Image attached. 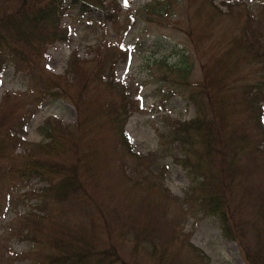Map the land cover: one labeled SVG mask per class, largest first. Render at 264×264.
<instances>
[{
  "label": "rangeland",
  "instance_id": "1",
  "mask_svg": "<svg viewBox=\"0 0 264 264\" xmlns=\"http://www.w3.org/2000/svg\"><path fill=\"white\" fill-rule=\"evenodd\" d=\"M104 7L114 16L107 18L98 10H91L79 21L70 16L72 13L63 16L61 25L70 26L67 39L48 46L35 76L75 98L68 64L77 58L88 71L97 70L100 54L103 57L105 48L114 46L108 52L111 56L115 53L112 85L117 89L116 84L124 83L134 103L124 127L133 154L120 141L118 127L105 123L104 104L121 97L108 84L112 60L101 61L106 66V78L97 77L89 86L88 96H101L103 100L99 107H88L91 113L99 112L92 119L89 111L79 116L76 101H70L61 91L46 96L41 106H36L39 101L35 98L38 90L32 91L34 79L10 66L0 78V107L17 108L18 113H25L26 120L18 135L21 143L1 166L9 159L21 164L31 146L44 141L41 127L46 120L76 126L87 115V136L80 147L81 154L94 151L87 165L92 167L95 181L86 176L89 193L83 196L85 202L75 196L49 202V217L43 220L45 233L52 234L51 230L58 228H87L91 221L102 223L104 217L96 208L102 202L105 212L114 206L127 222L145 221L153 228L152 239L138 245L135 253L130 225L125 228V238L112 240L124 261L131 262L136 256L138 264H247L238 244L223 235L219 220L190 206L201 178L189 172V164L185 167L180 163L185 161L184 150L168 136L174 120L187 122L195 117L188 95L197 89L204 69L215 78L222 75L235 80L224 94L228 112L233 111L231 120L252 128L253 140L264 143L254 123L258 109L252 106L255 114H251L246 109L248 101L241 98L257 77H264V50L257 62L249 55L243 59V52L233 50L240 35L264 41V0H127V5L125 0H106ZM124 50L127 59L122 55L117 58V53ZM224 55L227 57L222 59ZM178 67H185L186 72ZM6 96L8 105L3 104ZM260 106L264 119V102ZM6 132L5 126L0 127V137ZM181 158L183 161H177ZM189 159L194 162L195 156ZM240 160L249 170L240 173L243 178L247 172L245 182L262 179L264 183V159H251L242 153ZM42 186L43 182L32 179L27 184L15 183L12 188L5 175L0 178V264H37L34 259L39 254L50 252L44 235L40 242L19 238L30 205L35 202L26 192ZM8 187L14 192V201ZM148 234L151 238V231ZM100 237L105 244L107 234ZM52 239L53 235L49 241Z\"/></svg>",
  "mask_w": 264,
  "mask_h": 264
},
{
  "label": "trees",
  "instance_id": "2",
  "mask_svg": "<svg viewBox=\"0 0 264 264\" xmlns=\"http://www.w3.org/2000/svg\"><path fill=\"white\" fill-rule=\"evenodd\" d=\"M106 0H0V78L2 73L13 67L16 72L26 73L34 79V87L38 90L35 97L40 101L46 96H53L61 91L68 95L60 87L54 86L48 80L35 76L40 70V61L45 59V52L49 45L65 41L69 28L61 26V18L69 13L74 18L83 19L91 10H98L110 18L114 13L106 12L104 2ZM252 40V41H251ZM103 49V48H102ZM107 54L99 56L97 70L88 71V68L79 64L77 58L68 64V76L71 85L76 90V97L69 96V100L76 101L79 116L89 111L90 119L99 112H90L88 107H99L102 97L88 96L90 84L97 77L106 78L103 61L112 60L109 68L110 82L113 90L121 96L118 100L104 104L105 123L118 127V137L127 150L133 154L132 145L124 131L126 121L134 107L129 100L127 86L121 82L112 85L115 79L113 55L114 46L105 48ZM244 49V51H243ZM264 41L255 37L247 38L240 35L234 42L233 50L241 54L243 59L249 55L253 62L259 61L263 54ZM117 53V58L123 56L127 59V51ZM227 56H222L225 59ZM184 73L185 67H178ZM221 75V72H220ZM258 81L245 89L241 95L247 102L251 114L256 112V129L264 139V122L262 120L261 102H264V77H257ZM66 80V79H65ZM66 82H68L66 80ZM235 80L215 78L202 69V80L196 84V90H190L188 101L193 104L195 117L187 122L174 120L169 130L171 142L178 143L184 150L183 158L177 159L183 166L188 164L190 171L196 177L201 178L196 185V197L190 206H197L207 216L216 217L221 225L223 235L241 248L247 264H264V183L261 180L249 183L245 175L249 170L241 164V154L245 153L251 159L260 156L264 159V143L253 140V129L244 123H233L231 112L227 103L225 91L231 90ZM8 105V96L3 100ZM118 104V105H117ZM254 108H253V107ZM37 108V107H36ZM39 108V107H38ZM37 108V109H38ZM81 108L82 112H81ZM33 113L30 114V116ZM28 116V119L30 118ZM25 113H18L17 108L0 107V127L5 126V137H0V178L5 175L13 188L15 183L27 184L32 179L43 182L44 186L30 189L27 194L34 204L30 205V211L23 222L19 236L22 241L40 242L43 235L50 252L39 254L34 259L37 264H138L136 256H132L131 262L124 261L116 248L117 243L112 242L118 238H125V228L129 225L134 230L133 242L135 253L138 245L152 239V229L145 221H126L120 211L112 207L103 209V203L96 204L97 212L102 223L91 221L90 227H72L52 229V234L43 230V220L48 218V205L50 201H63L69 197H77L85 202L89 192L86 191V176L95 181V173L88 166V158L94 154L93 150L81 154L80 144L87 135L84 126L88 116L81 117L76 126H63L56 120H46L41 127L44 141L33 144L24 155L21 164L13 160L1 163L12 155L21 143L19 132L25 124ZM14 122V126L8 125ZM253 123V124H254ZM16 128L19 130L17 131ZM14 133L11 135V133ZM9 146H8V144ZM195 156L194 162L189 157ZM68 157V159H67ZM67 159V160H66ZM247 170L243 174L240 173ZM148 183L149 180L143 179ZM245 180V181H244ZM96 187V186H92ZM13 190L8 187L10 200L15 199ZM104 215V216H103ZM147 230V231H146ZM148 231H151L149 238ZM41 233L39 236L38 234ZM107 234L105 244H101L100 235ZM53 235V239L49 238ZM38 236V237H37ZM46 248V247H45ZM137 253V252H136ZM161 256L166 257L165 254Z\"/></svg>",
  "mask_w": 264,
  "mask_h": 264
},
{
  "label": "snow or ice",
  "instance_id": "3",
  "mask_svg": "<svg viewBox=\"0 0 264 264\" xmlns=\"http://www.w3.org/2000/svg\"><path fill=\"white\" fill-rule=\"evenodd\" d=\"M125 4L127 5V0H125Z\"/></svg>",
  "mask_w": 264,
  "mask_h": 264
}]
</instances>
